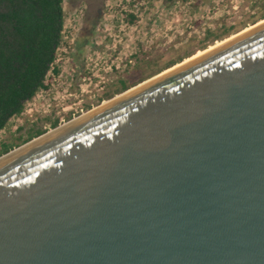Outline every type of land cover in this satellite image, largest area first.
Segmentation results:
<instances>
[{"label":"water","instance_id":"obj_1","mask_svg":"<svg viewBox=\"0 0 264 264\" xmlns=\"http://www.w3.org/2000/svg\"><path fill=\"white\" fill-rule=\"evenodd\" d=\"M122 94L0 156V264H264V23Z\"/></svg>","mask_w":264,"mask_h":264},{"label":"rangeland","instance_id":"obj_2","mask_svg":"<svg viewBox=\"0 0 264 264\" xmlns=\"http://www.w3.org/2000/svg\"><path fill=\"white\" fill-rule=\"evenodd\" d=\"M259 1L65 0L62 39L53 63L58 73L48 76L42 92L36 91L34 106L24 104V115L9 119L0 140L10 144L40 127L47 132L55 120L59 126L100 106L104 92L134 68L140 52L164 50L176 40L178 47L192 37L199 41L204 30L221 24L241 31L259 19ZM169 57L166 53L163 58ZM111 64L119 69L109 70Z\"/></svg>","mask_w":264,"mask_h":264},{"label":"trees","instance_id":"obj_3","mask_svg":"<svg viewBox=\"0 0 264 264\" xmlns=\"http://www.w3.org/2000/svg\"><path fill=\"white\" fill-rule=\"evenodd\" d=\"M64 1L0 0V132L10 118L22 112L25 102L44 87V77L55 61V52L62 39ZM259 4H262L258 7L259 19L252 24L264 19V0ZM239 31L234 26L225 28V24H221L213 31L204 30L199 41L192 37L178 47L176 40L164 50L140 52L135 57L134 68L118 77L100 101L122 94ZM166 53H170V57L164 60ZM52 70L58 73L57 67ZM57 126L58 121H53L51 128ZM22 130L20 127L18 132ZM45 132L40 127L29 129L26 138L19 136L10 144L0 140V156Z\"/></svg>","mask_w":264,"mask_h":264},{"label":"bare ground","instance_id":"obj_4","mask_svg":"<svg viewBox=\"0 0 264 264\" xmlns=\"http://www.w3.org/2000/svg\"><path fill=\"white\" fill-rule=\"evenodd\" d=\"M262 23H264V19L259 20V21L256 22L255 24H252V25H249V26L245 27V28L242 29L240 32H238V33H236V34H234V35H232V36H230V37H228V38H226V39H224V40H222V41L215 42L213 45L209 46V47L206 48L205 50H203V51H198L196 54L192 55L191 57L184 59L181 63H178V64L174 65L173 67H171V68H169V69H167V70H164L163 72L159 73L158 75H156V76H154V77H152V78H150V79L144 81L143 84H145V83H147V82H149V81H151V80L157 78L158 76H160V75H162V74H164V73H166V72H168V71H170V70H172V69H174V68H176V67H178V66L184 64L185 62H187V61H189V60H192V59L196 58L197 56H199V55H201V54H203V53H205V52H207V51H209V50H211V49H213V48L219 46L220 44H222V43H224V42H226V41H228V40H230V39H232V38H234V37H236V36H238V35H240V34L246 32L247 30L252 29V28H254V27H256V26H258V25H260V24H262ZM143 84H138L137 86H135V87L129 89L128 92L134 90L135 88H137V87H139V86H141V85H143ZM122 95H123V94L118 95V96H116L114 99H116V98H118V97H120V96H122ZM111 101H112V100H111ZM109 102H110V101H108V100H107V101H103L102 104H101L99 107H101V106H103V105H105V104H107V103H109ZM99 107L94 108L92 111L96 110V109L99 108ZM87 113H89V112H87ZM87 113L82 114V116L86 115Z\"/></svg>","mask_w":264,"mask_h":264},{"label":"built area","instance_id":"obj_5","mask_svg":"<svg viewBox=\"0 0 264 264\" xmlns=\"http://www.w3.org/2000/svg\"><path fill=\"white\" fill-rule=\"evenodd\" d=\"M234 10L236 9V7H232ZM132 16V15H131ZM133 17V16H132ZM134 18V17H133ZM128 23H126L125 25H127ZM60 44H61V41H60ZM60 44L58 45V47H57V49L59 48V46H60ZM56 49V50H57ZM128 64H131V61L129 60V61H125V63H123L122 64V66H123V68H126L127 67V65ZM112 66H113V68L115 69V70H117V69H119V65H110L109 66V70H111V68H112ZM53 65H51L50 66V68H49V70H48V72L46 73V75H45V77H44V81H43V86L44 87H41V88H39L38 90L40 91V92H42L45 88H46V85H47V78H48V76L50 75V76H54V72H53ZM46 80V81H45ZM25 105L27 106V107H30V106H34L35 105V100H34V98H31L30 100H28L27 102H25ZM48 107H50V104H48ZM25 110V112L27 113V114H29V112H31V109H29V110H27V109H24ZM24 115V113H23V111L20 113V114H18V115H15V116H13L14 118H15V121L16 120H19L22 116Z\"/></svg>","mask_w":264,"mask_h":264}]
</instances>
